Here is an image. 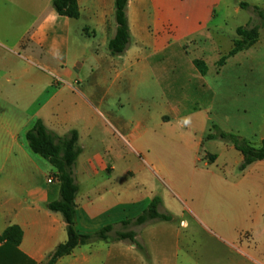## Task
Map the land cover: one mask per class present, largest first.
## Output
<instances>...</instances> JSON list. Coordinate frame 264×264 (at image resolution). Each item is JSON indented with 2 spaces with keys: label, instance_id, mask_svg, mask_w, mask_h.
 I'll use <instances>...</instances> for the list:
<instances>
[{
  "label": "crops",
  "instance_id": "obj_1",
  "mask_svg": "<svg viewBox=\"0 0 264 264\" xmlns=\"http://www.w3.org/2000/svg\"><path fill=\"white\" fill-rule=\"evenodd\" d=\"M242 2L129 0L130 41L114 55L115 0H78V18L57 13L52 0H0V236L11 225L23 231L18 254L2 256L5 264H45L68 238L63 214L49 208L61 198L55 167L26 139L37 119L60 136L78 132L76 230L113 225L108 239L78 245L55 264H183L180 238L158 225L164 221L139 232L124 223L155 197L154 178L182 184L212 216L228 212L221 219L227 225L245 221V264H264V159L241 170L244 156L233 143L208 137L219 115L210 80L209 58L220 47L213 33L226 36L213 23L223 7L227 20L229 7ZM233 42H224L226 54ZM228 59L218 67L215 58L216 75ZM154 94L158 100L149 103ZM225 112L229 122H243L245 109ZM226 131L245 140L239 128ZM220 226L223 238L236 239ZM122 231H134L136 242L115 238ZM5 243L0 238V248Z\"/></svg>",
  "mask_w": 264,
  "mask_h": 264
},
{
  "label": "rangeland",
  "instance_id": "obj_2",
  "mask_svg": "<svg viewBox=\"0 0 264 264\" xmlns=\"http://www.w3.org/2000/svg\"><path fill=\"white\" fill-rule=\"evenodd\" d=\"M233 2H237V0H233ZM245 2L250 6L242 8L241 4L234 3L232 7H229L231 16L227 20H222L225 13L223 7L219 10L218 18L213 23L214 26L219 24V27L224 29L223 33H226V36L213 33V38L217 40L220 47L217 55L211 53L212 57L209 58L213 69L210 80L219 94V105L215 104L213 108V114L216 115L218 112L219 115L213 116L215 119L213 124L217 125L214 127L216 130L226 131L232 126L239 128L246 140L259 146L264 135V28L260 29L259 38L251 48L228 59L226 67L220 72L221 74L216 75V66L212 65L215 58L220 60L227 53L229 47L224 42L227 40L232 42L237 38L236 28L239 25L252 26L261 23L253 6L264 7V1L251 3L245 0ZM240 7L241 9L238 10ZM218 67H220L219 64ZM237 77L239 78L237 79ZM158 98V95L154 94L153 97H146V100L150 103L157 101ZM220 98L222 101H219ZM238 108L245 109L243 122L234 117L229 122L226 116L220 115L221 111L222 113L233 112ZM213 149L215 152H221L217 147H213ZM199 165L202 166V163ZM151 186L156 190L155 196H159L161 199L162 212L172 216L171 220L160 222L158 225L166 226L168 232L170 231L167 233L168 235L180 238L179 246L182 252H185L183 264H245V221L230 218V223L227 225L221 219L228 221V212H214L215 215L212 216L209 210L205 211L204 206H199V203L195 204L197 198L193 194L186 197L184 195L186 190L177 181L171 183L167 179L161 181L154 178ZM153 225L155 226L156 223ZM219 226L221 231L227 226L236 239L223 238ZM139 230L140 225H138V232ZM239 235H241L240 239H238ZM175 258L177 259V257ZM181 258L180 255L179 260Z\"/></svg>",
  "mask_w": 264,
  "mask_h": 264
},
{
  "label": "trees",
  "instance_id": "obj_3",
  "mask_svg": "<svg viewBox=\"0 0 264 264\" xmlns=\"http://www.w3.org/2000/svg\"><path fill=\"white\" fill-rule=\"evenodd\" d=\"M128 1L115 0L117 31L109 42V49L114 55L122 54L127 49L130 41V32L126 16ZM52 4L60 15H65L70 18H78L80 15L78 0H52ZM249 6L247 2L241 3L242 8ZM253 9L261 19V23L252 26L241 25L237 27V38L234 39L233 47L228 54L223 55L219 60V66L224 64L229 57L251 48L257 42L260 29L262 27L264 28V7L255 5ZM195 63L203 74L206 73L207 68L203 60L196 59ZM208 137H219L233 143L244 156V160L240 166L241 170L257 160L264 159V138L261 144L256 146L250 141L242 139L236 133L226 132L220 129L216 133H210ZM26 139L34 153L46 158L55 167L53 175L59 181L61 198L51 201L49 208L53 211L61 212L67 222V240L57 246L45 264H55L59 258L70 254L78 245L95 240L108 239L110 233L113 231V225H107L95 233H80L75 228L77 207L75 199L78 192V185L73 177V166L81 152V148L78 146V132L73 130L67 135L60 136L48 129L41 119H37L34 125L27 131ZM160 207L161 199L159 196H155L140 215L124 223L133 222L137 225H142L155 220H171L172 216L169 213L161 212ZM135 235L134 231H122L116 232L115 238L119 240L129 239L132 242H136ZM22 236L23 231L17 225H11L3 232L0 238L5 239L6 243L0 248V264L7 263L2 256L12 255L14 257L15 254H18L17 247L21 243Z\"/></svg>",
  "mask_w": 264,
  "mask_h": 264
},
{
  "label": "built area",
  "instance_id": "obj_4",
  "mask_svg": "<svg viewBox=\"0 0 264 264\" xmlns=\"http://www.w3.org/2000/svg\"><path fill=\"white\" fill-rule=\"evenodd\" d=\"M49 181H51V179H49Z\"/></svg>",
  "mask_w": 264,
  "mask_h": 264
}]
</instances>
